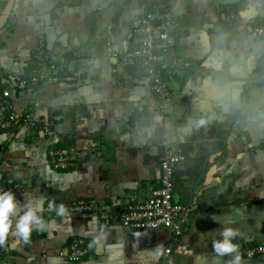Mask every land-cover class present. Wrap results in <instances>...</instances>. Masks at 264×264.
Masks as SVG:
<instances>
[{"label": "crops", "instance_id": "0c3cea01", "mask_svg": "<svg viewBox=\"0 0 264 264\" xmlns=\"http://www.w3.org/2000/svg\"><path fill=\"white\" fill-rule=\"evenodd\" d=\"M166 2L183 15L177 50L192 62L160 104L140 65L122 69L143 5ZM264 0H0V96L30 120L60 115L49 133L0 128V191L39 209L43 225L28 243L14 233L0 264H231L212 241L223 228L237 235L241 264L264 241ZM41 41L56 48L73 80L30 81ZM167 144L186 158L176 164L175 200L192 208L180 234L131 230L117 211L132 194L160 185ZM69 147L74 166L56 169L49 149ZM96 199L115 215L71 214L75 200ZM63 203L66 214H43ZM74 238L90 241L82 261L67 259ZM172 248L171 261L164 257Z\"/></svg>", "mask_w": 264, "mask_h": 264}, {"label": "built area", "instance_id": "2783aa9c", "mask_svg": "<svg viewBox=\"0 0 264 264\" xmlns=\"http://www.w3.org/2000/svg\"><path fill=\"white\" fill-rule=\"evenodd\" d=\"M143 7L144 12L133 21L132 47L121 50L116 55L121 60L122 69L140 65L145 70L151 79L157 101L163 104L175 93L174 82L180 72L192 66V62L177 50L184 16L175 13L166 2L143 5ZM251 34L255 37H264V25L254 27ZM35 56L38 66L33 74H24L20 77L23 87L30 81L57 82L75 78L70 73L68 63L59 59L57 49L48 47L44 41L39 43ZM60 119V115H53L49 119L30 120L15 109L8 89L0 96L1 129L17 130L29 127L49 133L53 124ZM72 154L73 150L69 147L52 146L48 153L50 164L56 169L74 166ZM185 158L186 155L177 145L167 144L160 161V185L153 189L148 197L142 198L132 194L127 198L124 205L116 212L122 225L131 230L166 228L171 229L174 234L182 232L183 225L187 224L191 217L192 208L175 200V177L176 164ZM14 189V186H7L4 191ZM49 205L53 207L50 208ZM56 208L58 207L54 203H48L42 213L54 214ZM69 212L98 213L111 219L115 217L96 199L75 200L71 203ZM89 243L90 241L84 238H74L68 247L67 259L73 262L85 259L91 252ZM261 253H264V241L245 250V254L250 258ZM164 257L171 261V247L166 248Z\"/></svg>", "mask_w": 264, "mask_h": 264}, {"label": "clouds", "instance_id": "9594fccd", "mask_svg": "<svg viewBox=\"0 0 264 264\" xmlns=\"http://www.w3.org/2000/svg\"><path fill=\"white\" fill-rule=\"evenodd\" d=\"M52 208V205H49ZM57 214H66V207L61 203L55 209ZM44 223L39 209L32 206L31 202L21 206L15 195L10 191H0V246L4 245L9 235L14 233L17 242L28 243L37 226ZM237 235L232 228H223L219 238L212 241L214 251L220 255L235 254L232 256L231 264H241V257L238 253V245L234 238Z\"/></svg>", "mask_w": 264, "mask_h": 264}, {"label": "water", "instance_id": "95a60500", "mask_svg": "<svg viewBox=\"0 0 264 264\" xmlns=\"http://www.w3.org/2000/svg\"><path fill=\"white\" fill-rule=\"evenodd\" d=\"M186 226V224L183 225V228Z\"/></svg>", "mask_w": 264, "mask_h": 264}, {"label": "trees", "instance_id": "16d2710c", "mask_svg": "<svg viewBox=\"0 0 264 264\" xmlns=\"http://www.w3.org/2000/svg\"><path fill=\"white\" fill-rule=\"evenodd\" d=\"M3 94V93H2Z\"/></svg>", "mask_w": 264, "mask_h": 264}]
</instances>
